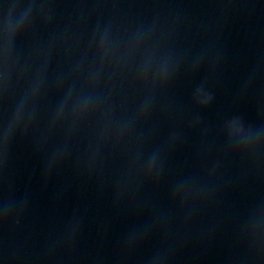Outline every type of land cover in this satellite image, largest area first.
<instances>
[{
	"label": "water",
	"instance_id": "95a60500",
	"mask_svg": "<svg viewBox=\"0 0 264 264\" xmlns=\"http://www.w3.org/2000/svg\"><path fill=\"white\" fill-rule=\"evenodd\" d=\"M0 264H264V0H0Z\"/></svg>",
	"mask_w": 264,
	"mask_h": 264
}]
</instances>
